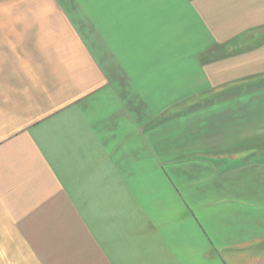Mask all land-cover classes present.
<instances>
[{
    "label": "crops",
    "instance_id": "0c3cea01",
    "mask_svg": "<svg viewBox=\"0 0 264 264\" xmlns=\"http://www.w3.org/2000/svg\"><path fill=\"white\" fill-rule=\"evenodd\" d=\"M0 264H264V0H0Z\"/></svg>",
    "mask_w": 264,
    "mask_h": 264
}]
</instances>
